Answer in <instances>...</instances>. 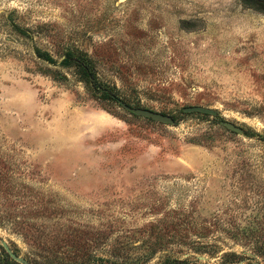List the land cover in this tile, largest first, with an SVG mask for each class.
Returning a JSON list of instances; mask_svg holds the SVG:
<instances>
[{"label":"rangeland","instance_id":"rangeland-1","mask_svg":"<svg viewBox=\"0 0 264 264\" xmlns=\"http://www.w3.org/2000/svg\"><path fill=\"white\" fill-rule=\"evenodd\" d=\"M35 47L87 52L175 123ZM2 242L28 264H264V0H0V264H24Z\"/></svg>","mask_w":264,"mask_h":264},{"label":"trees","instance_id":"trees-1","mask_svg":"<svg viewBox=\"0 0 264 264\" xmlns=\"http://www.w3.org/2000/svg\"><path fill=\"white\" fill-rule=\"evenodd\" d=\"M246 4L248 3V0H245ZM19 30V33L27 38H29L30 33L28 31H25L23 29H19V27H16ZM34 57L44 63H47L52 66H62V67H67V68H72L74 72H76L80 77L83 79V81L88 85L92 91H95L96 93L101 94L102 99L116 103L119 107H121L118 104V100H120L114 91H112V88L104 83H102V80L99 77V67L97 64V61L87 52H84L82 50L78 49H68L64 52L63 58L57 62L53 56L47 52V51H42L39 48H34L33 51ZM50 76L55 80L59 82H65L67 81V77L65 74L59 72V71H51ZM123 101V100H122ZM126 103L125 101H123ZM128 106V103H126ZM132 107V106H131ZM134 108H140L138 106H135ZM145 109V108H143ZM127 112V111H126ZM129 113V112H127ZM181 113L188 115L187 113L182 112ZM130 115L136 117V115H133L129 113ZM190 114V113H189ZM175 120V118L173 117ZM150 120V119H148ZM221 120L218 121V124ZM13 228H11L12 232L18 233L22 229L17 226V223L12 222ZM34 234H30L29 237L32 239L30 240L31 243H28L29 248L31 249V254L32 255H37L39 250L45 249V244L44 243H39L35 240ZM37 237V236H36ZM33 264H36L32 262ZM2 264H15L11 263L8 258H6L5 262Z\"/></svg>","mask_w":264,"mask_h":264},{"label":"water","instance_id":"water-1","mask_svg":"<svg viewBox=\"0 0 264 264\" xmlns=\"http://www.w3.org/2000/svg\"><path fill=\"white\" fill-rule=\"evenodd\" d=\"M118 104L125 111H127L133 115L143 117L146 119H150L152 121L162 123V124H166V125H173L175 123L174 119L171 116L163 115L161 113H158V112H155L152 110H148V109L134 108V107L128 106L122 100H118ZM182 111L184 113H187V114H189V113H200V114H204V115H208V116H212V117H216L218 115V112L216 110L211 109V108H207V107H203V106H198V105L184 107V108H182ZM219 124L221 126H223L224 128H226L228 131L238 133V134L243 132L240 127H237L235 124H233L231 122L220 121ZM2 245L11 258L15 259L16 261H22L24 264H28L25 261L18 259L13 253H11V251L9 250V248L5 242H2Z\"/></svg>","mask_w":264,"mask_h":264},{"label":"flooded vegetation","instance_id":"flooded-vegetation-1","mask_svg":"<svg viewBox=\"0 0 264 264\" xmlns=\"http://www.w3.org/2000/svg\"><path fill=\"white\" fill-rule=\"evenodd\" d=\"M263 0H248V3L250 4H246L245 0H241V2L245 5H249L252 6V4H260ZM126 104V103H125ZM183 112V111H182ZM173 118V117H172Z\"/></svg>","mask_w":264,"mask_h":264}]
</instances>
